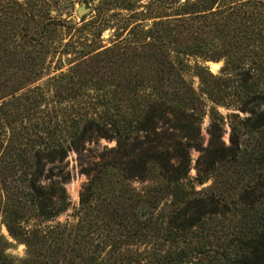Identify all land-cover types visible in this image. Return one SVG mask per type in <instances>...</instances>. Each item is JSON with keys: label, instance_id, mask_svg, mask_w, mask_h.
Segmentation results:
<instances>
[{"label": "trees", "instance_id": "1", "mask_svg": "<svg viewBox=\"0 0 264 264\" xmlns=\"http://www.w3.org/2000/svg\"><path fill=\"white\" fill-rule=\"evenodd\" d=\"M0 264H264V0H0Z\"/></svg>", "mask_w": 264, "mask_h": 264}, {"label": "rangeland", "instance_id": "2", "mask_svg": "<svg viewBox=\"0 0 264 264\" xmlns=\"http://www.w3.org/2000/svg\"><path fill=\"white\" fill-rule=\"evenodd\" d=\"M81 7H82L81 4H78L76 6L77 12ZM77 12L75 13V16H76L78 22H80L82 18L88 16L90 13L89 12L88 14H84L82 17H80ZM112 33H113V31H107L104 34V39H106V40L109 39ZM57 62H58L57 60L54 61L53 67L58 65ZM209 66H210L212 72L217 73L220 70V68L222 67V63H217V64L209 63ZM67 68L68 67H64L63 70H66ZM208 125H209V122H208V119H206L204 122V125H203L204 134H205L206 138H207L206 129H207ZM226 137L228 138V135ZM101 145L113 146L114 143H108V142L103 140V141H101ZM192 155H193V159L196 160L199 154L197 152H193ZM68 159H69V168L73 174L72 181L67 184V191L69 193V197L71 200V207L67 212L63 213L57 219V221H59V222H66V221H69L72 219V216H73L76 208L79 206L80 191H81L82 185L87 180L86 177L80 173V169H79L77 162H76V155L71 154ZM194 163L195 162H193V165H194ZM195 175H196V171L194 169H192L191 176L193 177ZM1 232L4 235H7L5 228H3ZM9 252L16 257H23L25 254V247L23 245H16L15 244L14 246H12L9 249Z\"/></svg>", "mask_w": 264, "mask_h": 264}, {"label": "water", "instance_id": "3", "mask_svg": "<svg viewBox=\"0 0 264 264\" xmlns=\"http://www.w3.org/2000/svg\"><path fill=\"white\" fill-rule=\"evenodd\" d=\"M91 11L90 8H87L85 4L82 5V7L78 10V15L82 17L84 14H88Z\"/></svg>", "mask_w": 264, "mask_h": 264}]
</instances>
